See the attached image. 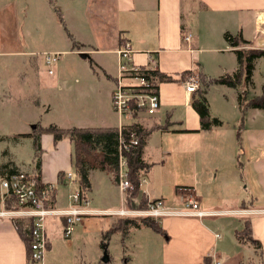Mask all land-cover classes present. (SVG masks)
<instances>
[{
    "label": "crops",
    "instance_id": "0c3cea01",
    "mask_svg": "<svg viewBox=\"0 0 264 264\" xmlns=\"http://www.w3.org/2000/svg\"><path fill=\"white\" fill-rule=\"evenodd\" d=\"M52 2L50 0H12L11 3L9 0H0V49H14V44L18 43L16 33L12 28L10 30L7 27L15 24L14 19L20 15L24 4L28 5V12L33 20L29 23L30 26H44L49 32L61 31L64 26L61 22L58 23L55 10L53 12L56 6L62 13L68 32L75 37L80 46L76 50L71 47L69 52L88 55L86 59L91 60L94 65L91 66L93 73L98 75L103 72L102 74L108 77L107 82L111 88L110 103L118 73L116 52L124 42H130L135 50L133 56L135 65L149 71L173 76L178 80H182L181 75L185 72L195 75L203 74L198 71L203 67V52L212 54L211 57L219 63L233 59L234 69L231 72H224L218 78L233 74L237 69V59L235 49L224 41L223 35L226 32L233 35L241 33L245 40L252 43L250 47L264 49V0H53ZM213 30L216 32L214 37L212 36ZM9 33H14V36ZM189 35L191 38L187 41L186 37ZM0 53L11 52L0 51ZM45 53L50 52H41L43 55ZM28 54L35 55V52H28ZM105 55L115 56V59L111 60ZM112 62L113 70L109 66ZM189 64L194 65V71L188 69ZM256 70L257 62L253 75V86L241 84L238 89H233L231 97L226 96L225 110L231 112L235 123L213 116L206 95L210 115L212 118H217L221 126L214 127L210 131L200 130V118L192 106L193 100H196L199 94L198 92L188 94L184 82L179 81L160 83L157 86L160 108L154 115L140 113L136 119H130L131 123L126 124L139 122L145 129L157 128L149 135L144 148V155L147 159L149 144L156 131L162 134L175 133L177 135L187 133L197 135L202 131L205 132L207 137L199 135L203 137L201 152L210 153L211 148L217 145L219 146L217 153L219 164L225 161L233 162L239 171H233L237 174L227 172L226 169L224 172H192L191 181L177 185V187L180 195L182 193L184 197L188 195L194 198L201 210L218 211L222 214L206 218L166 217L155 220L161 226L162 233L141 234L142 231L150 229L141 228L132 230L124 241H121L120 236H114L105 241L102 239L100 248L103 254L96 262L105 263L103 261L105 255L108 256V262H110L108 248L102 246L109 241L120 250L123 264H136L134 256L140 251L144 253L138 264H215L216 262L248 264V261L256 260V258L259 264H264V172H253L254 167L256 170H261L264 166V110L248 109L243 113L238 103V94L241 92L247 95L248 100L263 93L264 81L259 89L255 78ZM100 78L98 79L99 84H102ZM81 93L95 100L96 97L100 98L101 87L91 86ZM97 103L100 104V102ZM179 105L186 107L183 118L175 107ZM167 107H172V110H166V117L163 119L160 116L161 109ZM105 115V112L103 115L92 108L89 114L80 116L77 121L67 120L64 116L63 122L54 121L50 125L58 128L120 126L110 125ZM74 122L80 125H70ZM48 126H43V128ZM214 135H218V138H214ZM41 144L43 150L41 154L42 181L46 184H57L54 206L68 207L70 193L66 195V191L68 187L75 184L69 185L65 178L60 180L59 174L73 172L72 144L69 139H63L56 144L50 134L42 135ZM248 169L252 172H248ZM30 172H33V167L26 173ZM9 173L0 174L2 175L0 180ZM104 173L109 175L112 183H115L111 172L92 170L90 172L92 189L86 197L91 203H93L92 194L95 189L94 176ZM149 175L150 172L144 176L141 185L145 196L149 200L166 201L163 195L150 196L145 186ZM76 186L78 189V185ZM216 186L220 190L218 196L214 192ZM201 187L204 188L203 193H200ZM176 192H178L177 189ZM1 194L2 191H0V196ZM174 201L173 205L167 201L166 203L176 207L180 204V196L176 194ZM106 205L110 206L98 209L119 210L112 208L113 204L110 202H106ZM243 208H248L247 210L250 211L244 212ZM3 209L0 200V212ZM220 217L228 219L220 224L214 220ZM85 218L87 219L83 220V224L78 226L77 230L83 229L89 217ZM49 219L60 220L63 237L64 219ZM246 219L251 220L252 236L262 245L260 252L250 246H243L237 241L236 233L243 229ZM21 220L26 221L27 218ZM77 230L70 242L77 241ZM47 235L48 254L52 251L53 242L49 233ZM0 264H47V258L46 261L39 263L29 262L26 242L14 220L2 216H0ZM75 264L92 263L85 262L81 256Z\"/></svg>",
    "mask_w": 264,
    "mask_h": 264
},
{
    "label": "rangeland",
    "instance_id": "374dc122",
    "mask_svg": "<svg viewBox=\"0 0 264 264\" xmlns=\"http://www.w3.org/2000/svg\"><path fill=\"white\" fill-rule=\"evenodd\" d=\"M9 2L12 3V0H9ZM21 10L20 15L14 19L15 24L12 27H7L8 29L12 28L16 33L18 43L14 44V49H0L2 52H11L0 53V174L10 171L15 166L19 171L23 172H27L33 167L34 144L32 138L26 137V135L31 134L37 128L40 129L43 126L53 124L54 121L63 122L64 116L67 117V120L77 121L80 116L89 114V111L93 108L95 112L100 114L104 115L105 112V118L108 119L110 125L119 126L131 123V120L126 117L120 120L113 108H111V88L107 82L108 77L104 76L103 72L98 75L94 74L91 69V66H94L91 60L84 59L78 52H69L71 47L74 50L77 47L73 46L72 41L70 43L68 31L62 28L61 31L54 30L49 32L46 31L44 26L32 27L29 25L33 20L28 12V5L24 4ZM56 20L58 23L60 22L57 18ZM9 34L14 36V33ZM202 34L204 35V32ZM214 35H216V32L213 30L212 36L214 37ZM203 48L205 49L206 46L204 45ZM242 48H248V46H242ZM51 51L61 54L60 59L53 66L47 65L44 55L41 54V52ZM28 52H35V55H29ZM211 55L209 52L202 53L203 67L198 70L206 75L207 79H217L224 72H231L234 69L235 63L233 59L219 63ZM105 56L111 60L115 59V56ZM109 66L113 70V62ZM187 67L194 71L193 64H189ZM50 69H53V73L49 72ZM98 71L100 72V70ZM192 76H195V74L192 73ZM99 78L102 79V84H99ZM190 78L185 80L184 85ZM255 78L258 88L261 89V83L264 81V57L257 61ZM91 86L93 88L101 87L100 98L96 97L93 100L81 93ZM201 87L202 85H200ZM207 92L212 115L235 123L236 121L231 117V112L225 110L226 96L231 97L233 89L212 83L209 85ZM65 100L68 101L66 102ZM97 102H100V104ZM175 107L178 114L182 115L183 118L186 107L183 105ZM161 110L160 116L164 119L167 113L166 110L170 111L172 107L162 108ZM239 120L242 122L241 118ZM70 125L78 126L80 124L74 122ZM37 132L38 130H36ZM199 135L208 136L203 131L197 135L192 133L181 135L175 133L162 134L157 131L153 133L149 144L148 159L144 155L145 160L152 164L150 175L147 177L145 184L151 197L163 195L166 201L173 205L175 203V195L179 193V190L176 192L177 185L191 181L192 172H224L225 169L227 172L239 171V168L233 162L229 161L227 163L228 161H225L219 164L217 159L219 146H213L210 153L201 152L203 137ZM214 138L217 139L218 135H214ZM210 142L212 141L210 140ZM248 172L252 171L248 169ZM253 172H264V166L261 170H256L254 167ZM233 173L237 174V172ZM111 175L116 185L112 183L106 173L94 176L95 189L92 194L93 203L90 202L91 209H105V207L110 206L106 205V202L113 204L112 208L115 210L121 208L123 199L119 184L115 178V166L111 171ZM67 189L66 195L73 193L77 186L72 185ZM129 191L127 190L124 195L126 201L124 202L127 205V193ZM203 192L204 188L201 187L200 193ZM214 192L218 196L220 190L217 186ZM141 193L144 194L142 187ZM133 202H138V199ZM243 209H245L243 210L244 212L250 211L247 210L248 208ZM241 214L245 215V213ZM116 218L120 217H89L86 220V224L84 222L83 229L77 230V241L75 242H70L71 238V240L63 239L60 220H47V233L52 238L53 248L51 252L46 253L47 257L45 256L44 261L47 258V264H75L77 259L82 256L85 262L97 264L98 262L96 261L100 260L103 254L100 248L103 239L101 235H103V231L105 232L110 225L116 222ZM148 218L156 220L152 217ZM85 219L87 218H84V221ZM227 219L220 217L214 220L221 224ZM150 230L152 229L144 230L141 234H152V232H155ZM114 236L121 237L120 234H115L111 237ZM102 246L108 248L111 257L108 264H123L120 250L115 247V244L106 241ZM143 253L144 251H140L134 256L136 264L143 257ZM256 260L248 261V264H259L258 260Z\"/></svg>",
    "mask_w": 264,
    "mask_h": 264
},
{
    "label": "trees",
    "instance_id": "16d2710c",
    "mask_svg": "<svg viewBox=\"0 0 264 264\" xmlns=\"http://www.w3.org/2000/svg\"><path fill=\"white\" fill-rule=\"evenodd\" d=\"M50 1L52 2L53 0ZM54 10L58 20L62 23L65 30H67L66 23L60 9L54 6ZM68 37L72 41L74 47H80L76 42L75 37L70 32H68ZM223 38L230 47L235 49L234 53L237 59V69L231 75H225L214 80L207 79L204 74L198 75L202 87L197 91L199 95L196 100H193L192 106L199 115L201 123L200 130L203 131H210L214 127L221 126V122L217 118H212L210 115L209 105L206 98L209 85L216 83L232 89H238L241 84L253 86V75L256 62L264 57V49L250 47L252 43L245 40L241 33L233 35L226 32L223 35ZM242 46H248V48H242ZM147 75L150 79L156 81L157 85H159L160 83H175L179 81L185 82V80L192 76V73H183L181 75V78L184 77L183 80H178L173 76L161 74L157 71L153 72L148 70ZM238 103L243 113L248 109L264 110V90L261 95L255 96L249 100L247 95L244 92H241L238 94ZM138 114V110L134 109L132 119H136ZM156 129L157 128L145 129L139 122H134L131 125H124L121 128L126 142H128L129 136L132 134L139 139V145L134 147L131 152L126 153V159L128 161V180L133 185V189L127 193V206L130 209L144 210L148 207L149 199L145 196V194L141 193V185L144 176L150 172L152 164L145 160L144 148L147 144L149 135ZM36 130H38L37 133ZM36 130L34 131L35 133L32 132L31 134L26 135V137H31L33 140L35 150L33 158V172L37 176V182L39 185L44 183L41 178V154L43 153L41 137L43 134L52 135L56 144L63 139H69L71 142L73 148V172L76 174L78 189L80 190L83 198H86L92 189L90 180V172L92 170L111 172L113 167L117 165L120 148L119 127L58 128L54 125H50L45 128H37ZM16 170L17 168H12L10 171L5 172H10V175L16 172ZM64 176L65 174L61 172L59 174L60 180L64 179ZM178 190L179 188H177V191ZM135 199H138V202H133ZM54 204L55 200L53 198L48 206L54 207ZM4 205L6 209H17L18 206L13 197L8 198L4 202ZM116 219V222L103 233L102 238L104 241L111 238V236L115 234H120L122 240L124 241L132 230L141 228H150L157 233H162V228L159 223L148 217H120ZM14 223L26 242L28 258H30L31 239L30 235L27 237L29 234V230L27 231V228H30L32 222L31 220L25 221L15 219ZM236 237L237 241L241 245L250 246L259 252L261 251V243L252 236L250 219L244 220V227L242 230L237 231ZM97 264H108V262L103 263L100 261Z\"/></svg>",
    "mask_w": 264,
    "mask_h": 264
},
{
    "label": "built area",
    "instance_id": "2783aa9c",
    "mask_svg": "<svg viewBox=\"0 0 264 264\" xmlns=\"http://www.w3.org/2000/svg\"><path fill=\"white\" fill-rule=\"evenodd\" d=\"M191 35L186 37L189 41ZM118 55V73L116 84L111 95V105L113 111L122 120L123 117L132 119L134 109L140 113L154 115L160 108V97L156 92L157 82L150 79L147 75L148 69L137 66L133 62L135 50L130 42L122 44L116 52ZM45 62L53 66L61 57L60 53H45ZM53 73V69H50ZM200 79L198 75L192 76L185 83L188 94L196 93L200 88ZM119 126L120 148L116 169V181L119 184L123 207L117 211L93 210L90 208V201L83 198L80 190L77 189L69 195L68 207H49L48 204L54 198L57 191V184L37 182V176L34 172L26 173L16 171L0 180V196L4 209L0 216L10 219L27 218L31 220L29 235L31 239L30 263H39L45 259L48 250L47 220L49 218L64 219L63 237L70 239L75 234L78 226L83 222L85 217L94 216H118V217H152L161 220L166 217H193L206 218L215 217L221 212L204 211L199 208L198 202L194 198L184 197L180 192V204L176 207L170 206L161 199L149 200L147 209H130L125 204V193L132 190L133 185L128 180V161L126 153L139 145V139L130 135L128 142L124 140L121 128ZM69 185H78L77 177L74 172H68L64 176ZM13 197L17 203V209H6L4 202ZM125 201V202H124ZM220 237V235H217ZM215 264H221L216 262Z\"/></svg>",
    "mask_w": 264,
    "mask_h": 264
},
{
    "label": "water",
    "instance_id": "95a60500",
    "mask_svg": "<svg viewBox=\"0 0 264 264\" xmlns=\"http://www.w3.org/2000/svg\"><path fill=\"white\" fill-rule=\"evenodd\" d=\"M81 56H82L83 58H87V57H88V55H86V54H81ZM103 261H104L105 263H107V262L109 261V258H108L107 255H105V257L103 258Z\"/></svg>",
    "mask_w": 264,
    "mask_h": 264
}]
</instances>
